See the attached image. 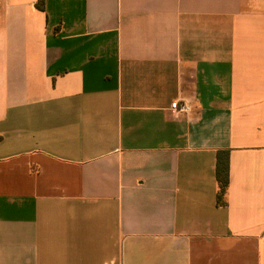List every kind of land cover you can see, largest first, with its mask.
<instances>
[{
    "label": "crops",
    "instance_id": "crops-1",
    "mask_svg": "<svg viewBox=\"0 0 264 264\" xmlns=\"http://www.w3.org/2000/svg\"><path fill=\"white\" fill-rule=\"evenodd\" d=\"M37 1L0 0V264H264V0Z\"/></svg>",
    "mask_w": 264,
    "mask_h": 264
},
{
    "label": "trees",
    "instance_id": "trees-1",
    "mask_svg": "<svg viewBox=\"0 0 264 264\" xmlns=\"http://www.w3.org/2000/svg\"><path fill=\"white\" fill-rule=\"evenodd\" d=\"M37 6L40 9H44L45 8L44 0H38ZM215 173L219 186L217 201L218 203H224L226 202L225 197L229 186V151L228 150L218 151Z\"/></svg>",
    "mask_w": 264,
    "mask_h": 264
},
{
    "label": "built area",
    "instance_id": "built-area-1",
    "mask_svg": "<svg viewBox=\"0 0 264 264\" xmlns=\"http://www.w3.org/2000/svg\"><path fill=\"white\" fill-rule=\"evenodd\" d=\"M171 109L176 117H183L192 112L193 106L187 99H176L172 102Z\"/></svg>",
    "mask_w": 264,
    "mask_h": 264
}]
</instances>
